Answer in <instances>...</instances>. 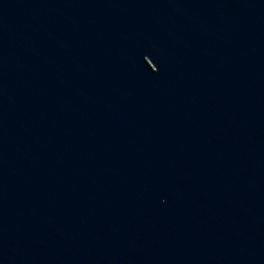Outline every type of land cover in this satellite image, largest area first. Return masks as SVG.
Segmentation results:
<instances>
[{
    "label": "water",
    "instance_id": "1",
    "mask_svg": "<svg viewBox=\"0 0 264 264\" xmlns=\"http://www.w3.org/2000/svg\"><path fill=\"white\" fill-rule=\"evenodd\" d=\"M0 264H264V0H0Z\"/></svg>",
    "mask_w": 264,
    "mask_h": 264
}]
</instances>
